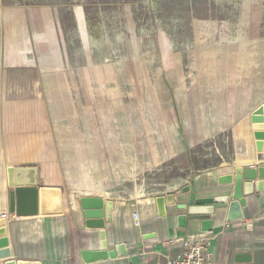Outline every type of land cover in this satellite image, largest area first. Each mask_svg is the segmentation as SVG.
<instances>
[{
    "label": "rangeland",
    "instance_id": "1",
    "mask_svg": "<svg viewBox=\"0 0 264 264\" xmlns=\"http://www.w3.org/2000/svg\"><path fill=\"white\" fill-rule=\"evenodd\" d=\"M0 94L49 96L67 131L124 149L131 193H170L250 145L236 119L264 100V0H0ZM194 122L228 125L196 141Z\"/></svg>",
    "mask_w": 264,
    "mask_h": 264
},
{
    "label": "crops",
    "instance_id": "2",
    "mask_svg": "<svg viewBox=\"0 0 264 264\" xmlns=\"http://www.w3.org/2000/svg\"><path fill=\"white\" fill-rule=\"evenodd\" d=\"M48 103L49 96L35 108L39 103L0 94V220L1 215L7 216L6 238L15 264H85L81 252L98 251L101 239L99 230L85 227L82 198L113 204L104 227L107 249L124 245L126 251L125 257L94 264H168L179 255L184 239L197 238L209 240L211 264H264V192L246 199L241 220L227 222L225 211L215 212L209 231H202L199 221L183 225L178 220L187 214L178 209L180 206L227 195L230 186L218 182L222 176L232 174L236 167L256 169L258 160L264 162V154L255 152L252 131L249 147L237 143L239 160L229 169L222 170L221 165L193 176L170 193L141 198L128 190L129 161L124 160V149L117 148L113 158V147L100 148L87 135L79 137L74 127L67 131L66 117L53 118ZM262 103L264 100L254 104L244 118L236 119L240 120L237 124L250 127L249 116ZM203 124H192L197 135L191 139L211 140L228 125L225 122L224 127H216L212 123L214 127L204 128ZM106 135L108 139L112 133ZM21 167L37 169V216L9 214L13 170ZM168 195L173 196V204H165V215L159 216L155 199ZM135 213L139 225L135 224Z\"/></svg>",
    "mask_w": 264,
    "mask_h": 264
},
{
    "label": "water",
    "instance_id": "3",
    "mask_svg": "<svg viewBox=\"0 0 264 264\" xmlns=\"http://www.w3.org/2000/svg\"><path fill=\"white\" fill-rule=\"evenodd\" d=\"M245 1V0H235ZM254 148L257 155L264 154V103L258 106L249 116ZM257 163V168L236 167L232 174L222 176L218 182L221 185L230 186L227 195L217 199L195 201L194 205L184 209L186 216L180 217L179 223L199 221L202 231H209L212 220L210 217L215 212H226V221H238L242 219L241 208L246 205V199L264 192V162ZM12 188L8 193L9 214L16 217H32L38 215V173L35 167H21L13 170ZM157 213L165 215V204H173V196L157 197L155 199ZM80 207L85 220L86 229L100 231V249L98 251H82L81 260L85 264H94L116 257L126 256L125 246L117 245L113 250L107 249L105 241V223L110 221V212L113 209L111 202H103L97 198L80 199ZM9 242L6 238L5 220H0V261L4 264H15L10 259Z\"/></svg>",
    "mask_w": 264,
    "mask_h": 264
},
{
    "label": "built area",
    "instance_id": "4",
    "mask_svg": "<svg viewBox=\"0 0 264 264\" xmlns=\"http://www.w3.org/2000/svg\"><path fill=\"white\" fill-rule=\"evenodd\" d=\"M3 220H7L6 215H1ZM136 225H139L138 215H133ZM209 240L184 239L181 245V251L177 257L170 259L168 264H211L209 254Z\"/></svg>",
    "mask_w": 264,
    "mask_h": 264
}]
</instances>
